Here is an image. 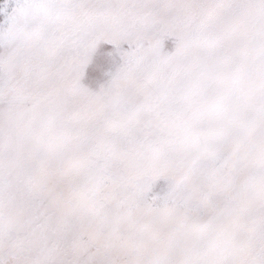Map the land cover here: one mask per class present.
<instances>
[{
  "label": "rangeland",
  "instance_id": "374dc122",
  "mask_svg": "<svg viewBox=\"0 0 264 264\" xmlns=\"http://www.w3.org/2000/svg\"><path fill=\"white\" fill-rule=\"evenodd\" d=\"M0 264H264V0H0Z\"/></svg>",
  "mask_w": 264,
  "mask_h": 264
}]
</instances>
